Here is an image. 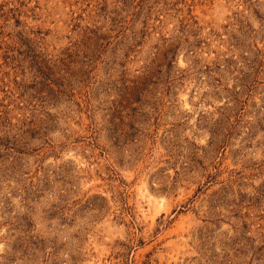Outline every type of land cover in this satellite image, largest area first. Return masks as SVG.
Wrapping results in <instances>:
<instances>
[{"label": "rangeland", "instance_id": "rangeland-1", "mask_svg": "<svg viewBox=\"0 0 264 264\" xmlns=\"http://www.w3.org/2000/svg\"><path fill=\"white\" fill-rule=\"evenodd\" d=\"M0 264H264V0H0Z\"/></svg>", "mask_w": 264, "mask_h": 264}]
</instances>
